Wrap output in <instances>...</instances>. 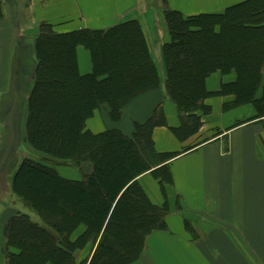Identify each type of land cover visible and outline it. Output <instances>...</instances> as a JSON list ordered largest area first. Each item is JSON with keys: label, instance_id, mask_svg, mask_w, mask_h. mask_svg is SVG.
Here are the masks:
<instances>
[{"label": "trees", "instance_id": "trees-1", "mask_svg": "<svg viewBox=\"0 0 264 264\" xmlns=\"http://www.w3.org/2000/svg\"><path fill=\"white\" fill-rule=\"evenodd\" d=\"M162 15L169 35L161 45L164 85L177 110L179 124L171 127L176 137L198 132L202 116L212 111L205 103L210 96L232 94L234 102L224 108L252 104L254 118L264 117V0L190 16L164 2ZM30 46L23 136L43 157L21 159L11 190L42 224L22 212L7 219L4 263L75 264V253L93 243L82 264H133L146 238L167 228L170 212L167 199L162 205L149 200L138 176L149 172L166 196L165 187L173 184L168 160L178 153L154 148L153 129L167 125L161 105L135 125L132 136L118 129L93 133L86 121L102 105L116 121L132 99L161 86L144 29L131 19L106 29L58 33L43 22ZM78 46L90 54L88 73L78 69ZM215 71L235 78L210 92L205 80ZM57 165L77 167L81 178L62 176ZM184 223L191 231L190 221ZM80 225L83 233L72 239Z\"/></svg>", "mask_w": 264, "mask_h": 264}, {"label": "crops", "instance_id": "crops-1", "mask_svg": "<svg viewBox=\"0 0 264 264\" xmlns=\"http://www.w3.org/2000/svg\"><path fill=\"white\" fill-rule=\"evenodd\" d=\"M242 1L0 0V95L16 86L21 102L25 101L27 71L33 68L34 60L30 45L40 23H49L56 32L65 33L82 28L106 29L137 19L153 59L162 69L161 45L169 37L162 15L164 2L190 16L216 13ZM76 58L80 73L91 71V57L83 46L76 48ZM162 77L165 78L163 69ZM162 77L160 74L161 82ZM234 78L233 72L215 71L206 78L205 85L208 91L215 92ZM166 98L161 84L127 103L116 121L110 118L106 105L98 107L86 121V129L93 133L118 129L132 136L135 125L146 121L161 105L167 125L153 129L154 148L160 153H178L168 160L173 184L165 187L166 196L149 172L138 176L149 200L162 205L167 199L170 212L167 228L146 238L140 258L133 264H264V117L254 118L252 104L224 108L234 102L232 94L210 96L205 103L212 111L202 116L201 128L179 140L171 129L179 124L177 110ZM246 119L251 120L236 124ZM11 178L0 177V191L9 196L11 203L0 199V264L4 223L18 212L15 204L22 203L11 190ZM185 220L192 224L191 231L186 229ZM83 231L80 225L72 239ZM94 247L87 243L77 251L75 264L88 260Z\"/></svg>", "mask_w": 264, "mask_h": 264}, {"label": "rangeland", "instance_id": "rangeland-1", "mask_svg": "<svg viewBox=\"0 0 264 264\" xmlns=\"http://www.w3.org/2000/svg\"><path fill=\"white\" fill-rule=\"evenodd\" d=\"M223 10L224 8H221L216 12H221ZM155 60L158 70L162 77V69L164 72V68L161 69L159 61L157 59ZM28 62L30 64V60ZM163 80L165 81V78L162 77V81ZM164 81L161 82V84L165 92ZM10 89L11 90L8 91L7 93L0 95V141H1L0 142V177L1 179L3 177H12L16 167L18 166V164L20 163L23 157L28 156L41 160L43 157V155L31 150L24 141L23 126H24V117H25V101L21 102L22 95L21 92H18L16 86L15 88L11 87ZM166 99L170 103H172L168 99V97ZM56 167L59 173L66 178H71V179L81 178L80 171L77 167L66 166V165H57ZM0 199L6 202L7 204H11L9 203L10 201L9 196L5 195L4 191H0ZM15 205L18 208V212L22 211L29 213L33 220L42 224L40 218L30 208L24 206L21 202L16 203ZM21 240H23V242L25 243L27 242L24 237ZM30 240H35L36 242V239L32 238ZM1 264H5L4 260L3 262H1Z\"/></svg>", "mask_w": 264, "mask_h": 264}]
</instances>
